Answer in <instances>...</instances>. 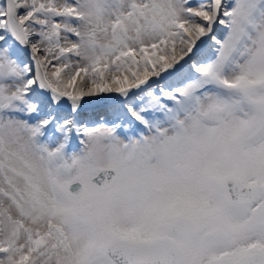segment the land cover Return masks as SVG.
Masks as SVG:
<instances>
[{
	"label": "snow or ice",
	"instance_id": "obj_1",
	"mask_svg": "<svg viewBox=\"0 0 264 264\" xmlns=\"http://www.w3.org/2000/svg\"><path fill=\"white\" fill-rule=\"evenodd\" d=\"M0 264H264V0H0Z\"/></svg>",
	"mask_w": 264,
	"mask_h": 264
}]
</instances>
